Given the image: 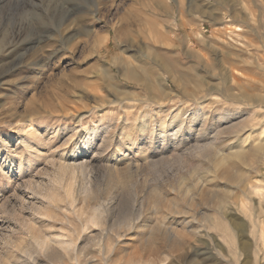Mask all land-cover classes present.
<instances>
[{
  "label": "rangeland",
  "instance_id": "374dc122",
  "mask_svg": "<svg viewBox=\"0 0 264 264\" xmlns=\"http://www.w3.org/2000/svg\"><path fill=\"white\" fill-rule=\"evenodd\" d=\"M225 7L0 0V264H264V0ZM114 61L144 81L99 76Z\"/></svg>",
  "mask_w": 264,
  "mask_h": 264
},
{
  "label": "bare ground",
  "instance_id": "6f19581e",
  "mask_svg": "<svg viewBox=\"0 0 264 264\" xmlns=\"http://www.w3.org/2000/svg\"><path fill=\"white\" fill-rule=\"evenodd\" d=\"M216 1H218V8H214V9H212L211 10V8H208L209 9V11L211 10L212 12H214V11H217L218 13L219 12H221L224 8H226L225 6H227L228 5V2H229V0L228 1H219V0H216ZM193 8H195L194 7V4L193 5H191ZM238 10H234V14H236V12H237ZM217 12H214V13H217ZM241 13H242V10L240 11ZM217 13V14H218ZM226 15V14H225ZM237 16V15H236ZM213 20L215 21V22H217V21H220V16L218 17H215V14H214V18H213ZM233 25V24H232ZM231 25V26H232ZM227 26H229V25H227ZM226 27V26H225ZM236 28H235V32L236 31H241V29L238 27V26H235ZM222 29V28H221ZM101 43V40L100 39H98L97 40V44L99 45ZM100 47V46H99ZM102 48V47H101ZM100 48V55L102 56V52H101V50H103V49H101ZM50 58V57H49ZM115 65H116V62L114 61V63H113V65H109V66H101V70H100V75L99 76H101L102 77V75L103 76H105V78L107 79V80H111V81H113V82H116V81H119V79L118 78H120V77H123L124 79H127V80H130V81H144V80H142V78L139 76V75H137V73H135L134 71H122V70H120L119 71V73H117L116 71H115V69H114V67H115ZM239 72V71H238ZM103 78V77H102ZM183 112V111H182ZM140 113V112H139ZM189 113V112H188ZM149 114V113H148ZM69 115V114H68ZM150 115V114H149ZM149 115H147V116H145L141 121H139L141 118H142V116H141V118L138 120H136L137 122V124H135V128H136V130H137V133L140 135L139 137L143 140V139H148V138H150L149 140H153L152 138V136H150L149 137V135L150 134H148V129H149V118H152V117H150ZM174 115H176V114H174ZM178 115H181V114H178ZM195 116L196 117H199L200 116V113L198 112V113H196L195 114ZM185 117V116H184ZM171 118V117H170ZM177 118L178 117H174V121H176L177 120ZM183 118V117H182ZM186 118V117H185ZM81 120H83V119H81ZM151 120V119H150ZM189 120V119H188ZM82 122V121H81ZM125 122V121H124ZM119 123H120V121H119ZM162 123H164V122H162ZM172 123H173V121H172ZM171 123V124H172ZM186 124V120H184V119H180L179 121H177L176 123H175V125H174V127L173 128H170V129H168L169 127H171V125L168 127V126H166L165 124H161V126H159V127H157L156 128V130L154 129V134L155 133H158L157 134V136L159 137V142L160 141H163V142H165V141H170L174 136H176L178 133H180V132H182V130H183V126ZM98 125V124H97ZM83 126V125H82ZM119 126V125H118ZM117 126V127H118ZM134 126V125H133ZM87 127V126H86ZM112 127V126H111ZM111 127H109L108 126V128H111ZM257 127V126H256ZM259 127V126H258ZM28 128H30L29 130H27ZM115 128V127H114ZM134 128V127H133ZM154 128V127H153ZM85 129V128H84ZM112 129V128H111ZM118 129V128H117ZM152 129V128H151ZM20 130H22V131H27V136H32L31 138H35V140H37L38 142L41 140V138H39V135L37 134V130H36V128L33 126V124L32 123H29V124H24L23 123V125H21V127H20ZM105 130V127H96V128H94L93 130H91V131H88L87 133H86V140H85V142L83 143V145H90V144H92V142L94 141V139L98 136V133L99 132H102V131H104ZM110 130V129H109ZM109 130H107V131H109ZM112 130H114L115 131V129H112ZM111 130V131H112ZM133 130V129H132ZM250 130L252 131V133H254L256 130H257V128H250ZM121 131V130H120ZM153 131V130H152ZM126 132H127V130H126ZM151 132V131H150ZM108 132H106V134H107ZM112 133H114V135H115V132H112ZM117 133V132H116ZM105 134V135H106ZM108 135V134H107ZM117 135V134H116ZM178 135H180V134H178ZM216 135H220V134H216ZM251 136L252 135H248V136H246L245 137V139H239V141H237V142H235L234 143V145H233V147L235 148L231 153H230V155L231 156H229V157H234V158H237V159H239L240 161H244V159H245V154H246V151H247V148H245L246 146H245V144H246V142L247 141H249L248 139H250L251 138ZM73 137V136H72ZM110 137V136H109ZM138 137V136H137ZM259 137V136H258ZM106 138V137H105ZM177 138V137H176ZM104 139V138H103ZM110 139V138H109ZM136 139V140H135ZM104 141L106 142L107 140L106 139H104ZM113 141V140H112ZM111 141V142H112ZM126 141L128 142V145L130 146V145H135L136 144V141H137V138H133V136L132 135H127V138H126ZM213 141V140H212ZM31 143H33V142H30L29 144H28V147H27V149L29 150V152L30 153H33V152H31V151H33V149H34V147H33V145L31 144ZM113 143V142H112ZM200 143V142H199ZM210 144L209 145H206V146H200V145H202L201 143H200V145L198 146H194V149H196L195 150V152L196 153H199V154H201V153H203L204 151H207L208 149H209V147H213V142L211 143V142H209ZM197 144V143H196ZM205 144H207V143H205ZM204 144V145H205ZM99 145H100V143H99ZM102 145V144H101ZM177 145V144H176ZM176 145H174V146H176ZM107 146V145H106ZM102 147H103V145H102ZM126 147H127V145H126ZM211 147V148H212ZM105 148V147H104ZM178 148V147H177ZM36 149V148H35ZM34 149V150H35ZM38 149V148H37ZM100 149V148H99ZM109 149H111V148H109ZM144 150H145V148H142L141 150H140V153L141 154H144L145 152H144ZM264 150V144L263 143H261L259 146H257L256 147V153H260V152H262ZM97 151V150H96ZM174 151V150H173ZM192 151V150H191ZM35 152V151H34ZM188 152V151H187ZM50 153V152H49ZM122 153V152H121ZM127 153V152H126ZM139 153V152H138ZM51 155V154H50ZM81 155V153L79 152V154L78 155H74V156H72L71 157V160H72V164H74V166L75 167H78V168H80L81 169V171L82 170H85L86 169V165L87 164H84L82 161H80L79 159H78V157ZM32 156V155H31ZM36 156V155H35ZM128 156V155H127ZM176 156V155H175ZM221 156V155H220ZM40 157V156H39ZM228 157V156H227ZM227 157H224V158H221V159H219V160H217V165H219V166H223V165H226V160H227ZM50 158V157H49ZM54 158V157H53ZM51 159V158H50ZM52 160V159H51ZM67 162H69V161H67ZM52 163V162H51ZM111 166V165H110ZM68 167V166H67ZM72 167V166H71ZM21 168V167H20ZM78 168H76V169H78ZM66 169V168H65ZM111 169V168H110ZM119 169V168H118ZM111 171H113L114 173H116V172H118L119 170H117V167H113L112 169H111ZM246 179V178H245ZM10 180V179H9ZM244 179L243 178H240L239 179V181L240 182H242ZM223 219H225V218H223ZM98 221V219H93L92 220V222H94V223H96ZM212 226H214V227H216L217 228V226L216 225H212ZM219 226V228L218 229H220V230H222V232L225 234V235H227V236H230L231 234H232V232L233 231H231L230 229H229V227H228V225H227V223H222V224H219L218 225ZM231 238V237H230ZM70 249V248H69ZM161 261V260H160ZM163 262H164V260H163ZM135 263V262H134Z\"/></svg>",
  "mask_w": 264,
  "mask_h": 264
}]
</instances>
